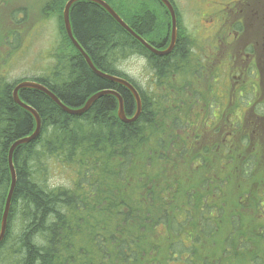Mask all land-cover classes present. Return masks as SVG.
Returning a JSON list of instances; mask_svg holds the SVG:
<instances>
[{
	"label": "trees",
	"instance_id": "1",
	"mask_svg": "<svg viewBox=\"0 0 264 264\" xmlns=\"http://www.w3.org/2000/svg\"><path fill=\"white\" fill-rule=\"evenodd\" d=\"M66 2L48 0L43 9L45 18L58 17L61 31V41L52 45L57 50V63L50 68L51 77L12 81L0 77V233L12 181L10 147L36 128L34 116L13 98L19 82H40L73 108L105 89H115L122 95L129 115L137 107L128 89L96 74L74 47L63 18ZM148 2L154 4L153 10L140 12L136 8L138 4L149 7ZM119 10L143 37L158 33L152 36V45L161 48L169 38L171 17L158 0H133L131 10L121 4ZM176 12L181 32L174 49L160 56L150 52L96 3L79 1L71 8L78 41L97 67L138 87L142 113L135 122L125 123L117 117L118 100L105 95L86 113L72 115L40 90H20V97L40 113L42 128L34 141L18 146L14 153L17 185L0 244V264H178L174 257L180 255L191 264H264V179L248 198L242 195L231 200L226 196L228 191L235 193L233 179L237 175L259 180L258 170L264 171L258 151L249 148L250 137L242 135L244 126L250 127L245 115L253 112L258 87L251 79L250 84L235 82L245 76L232 71L230 58L227 76H214L212 82L202 84L206 93L198 88L194 92L204 103L211 95L207 89L214 94L216 85L230 77L224 85L228 91L227 113L233 117L242 111L243 122L233 120L230 124L227 121L231 117L225 116V122L209 134L198 122L200 115L204 120L213 116L205 105L198 107L194 112L197 118L194 116L190 123L180 120L182 102L170 96L178 91V78L199 73L201 68L207 73L211 68L213 75L224 64L214 68L210 61L211 66L205 59L201 62L194 51L196 41L182 28ZM18 33L13 32L14 40ZM252 52L246 46L243 62ZM133 55L146 60L158 87L153 88L151 83L150 89L141 87L122 69L123 62ZM251 66L245 73L252 70ZM188 87L191 90V83ZM246 98L250 101L244 105ZM218 104L216 98L213 105ZM244 106L247 110L243 111ZM220 158L224 164L234 162L238 174L231 172L219 186L214 175L213 181L209 177L191 181L190 169L209 171ZM53 161L75 167L69 187L48 182L45 173ZM244 200L245 214L241 211ZM250 204L252 217L247 216ZM218 250L219 256L215 254ZM223 258L228 261L223 263Z\"/></svg>",
	"mask_w": 264,
	"mask_h": 264
},
{
	"label": "rangeland",
	"instance_id": "2",
	"mask_svg": "<svg viewBox=\"0 0 264 264\" xmlns=\"http://www.w3.org/2000/svg\"><path fill=\"white\" fill-rule=\"evenodd\" d=\"M105 1L109 2L117 11H120V4L125 9L131 10L133 0ZM254 1L258 3V0ZM47 2L48 0H0V77H7L10 81L18 78H34L35 76L42 75L43 72L47 73L49 68H52V66L57 63V59L54 54L55 48L52 45L55 41H61V31L57 16L49 18L44 17L43 9ZM173 2L175 3L181 17L182 28L185 29L186 32L196 41V46L194 47L195 53L200 56L202 63L205 62V59L208 66H211V63L209 62L211 60L215 62L217 67L221 64L228 65L229 58L232 57V59L237 60L238 63L249 65L248 61L243 62L242 57L245 56V53L240 55V51L242 48L246 50V46L249 44L247 41H251L253 36V28L250 26V23H252L255 18L260 21L261 29L259 30L258 35H260L261 40L254 43L255 48L253 46V49H255V52L252 53V61L254 60L256 70H253L252 68L251 71L246 73H240L238 70L236 71L238 72V75L245 76L246 83L249 84L250 79L257 82L256 87H258V91L260 92L259 94L256 93V97L253 98L257 99V108H254V112H246L247 121L250 123L249 126L254 128L256 123H260V128H258L256 132H253L250 128L246 134H248L251 138L253 143L251 146H254L258 151L260 158L263 160L261 164L264 166V136L258 137L257 134L264 131V118L259 117L262 115V106H264V104H262V101H264V10L259 11V15H255L253 11H245L236 13L232 12L230 16L227 11L228 1H226L225 5L222 6L224 9H221L217 13H214V11H197L199 9L198 6L194 11V2L192 0H173ZM136 8L139 9L140 12H145L148 7L144 6V4H138ZM205 14H208V16H204ZM221 16L229 17L233 21H242L244 23L242 24V31H239L237 35L233 36L231 34L233 29L230 26L227 30L220 29ZM209 20L211 21L208 22ZM216 24V29L211 33V27ZM206 27L209 29L206 30ZM16 31L19 33L17 34V40H14L12 34ZM157 34L158 33L155 32V35ZM248 34H250V36L246 39ZM155 35L152 36L154 37ZM206 35H208V41L204 39ZM152 36H146L148 38L146 39L150 42L152 41ZM211 36L216 38L213 39ZM9 38L13 39L11 43H7ZM260 38L258 37V39ZM218 41L220 42L218 43ZM220 43H222L221 51L216 50L219 48ZM214 44H216V46ZM253 54L256 56L254 57ZM216 57L220 59L218 60ZM246 58H248V55H246ZM122 69L128 71L129 73L127 74L131 78L138 81L141 87H147L150 89L151 87L148 85L149 83L152 84L153 88L159 86L153 81V79H151L147 62L144 58H140L137 55L130 56L123 62ZM200 74L201 78L194 80H196V88L204 91L205 87L202 84L212 82L211 68L208 69V73L204 70V68H201ZM212 74H215L216 76H223V65L218 67ZM187 76L188 74L180 76L178 78L179 82L181 84L188 82ZM228 78L230 77L222 79L219 84L216 85L214 93L216 94V98L219 99V104L217 107L211 104L210 113L213 116L207 120H204L202 115L199 116V124H201L203 130L209 134H213L215 128L225 122V116L231 117L229 113H227V106L229 102L226 98L228 97V91L224 86ZM204 93L206 92L204 91ZM207 93L213 94L210 89H207ZM170 96L175 101L182 102L181 109L178 112V117L180 120L188 121L189 123L191 119L196 116L197 113L194 114V112L198 110V107L200 105H204V103L199 100L200 97L198 95H192L190 91L175 92L171 93ZM210 97L211 95L206 97L207 102L210 101ZM211 100L213 101V95ZM248 101H250V99L246 98L244 105H246ZM229 106L233 111L234 105L231 104ZM244 109L247 110V106H244L242 110L244 111ZM237 112L238 113L231 117V121H227L228 123L231 124L233 120L237 122L241 119V117H243L244 113L242 111ZM239 113H241L242 116H240ZM241 122H243V118L241 119ZM244 127L246 130L248 129L247 126ZM223 128L228 129L229 127L227 125H223ZM256 161H258V159H256ZM227 162H229V160ZM73 168L75 167L67 164L63 165L58 161H53L46 171L45 176L50 184L61 186L66 185L69 187L70 182H72V179L69 177L72 176ZM236 170L234 162L224 164L222 158H220L216 162L215 168L210 166L209 171L206 170V172L200 170L199 168L192 171L190 169V176L191 181L196 182L195 179L214 175L216 176L215 183L219 186L223 178L230 175L231 172H233L234 175L238 174ZM258 178L259 180L254 178L251 181L244 175H237L234 179L232 178L235 186V193L232 194L228 191L226 196H230L231 200L234 199L235 196L241 197L242 195L243 197L247 196L248 198V193L255 192L262 183V180L264 179L263 170H258ZM244 190L246 191L244 192ZM131 192L133 193V191ZM134 194L135 193H133L132 197H135ZM251 197L252 195L250 198ZM250 198L248 199L249 201ZM243 204L244 205L241 211L245 214L247 200H244ZM247 207V216L251 214L250 217H252L253 211L251 204ZM261 221L264 223V217ZM156 238L157 236H154V239ZM221 238L222 237L218 239ZM161 243L162 245H165L164 237L161 238ZM220 251L221 250H218L215 254L218 256L221 255ZM163 254L164 253H160L159 256L161 257ZM180 257L181 260H178ZM175 258L177 259L178 264H191L190 262H186L185 256L183 255L175 256L174 259ZM227 261V258L222 259L223 263H226ZM238 263L239 262L237 261V264Z\"/></svg>",
	"mask_w": 264,
	"mask_h": 264
},
{
	"label": "water",
	"instance_id": "3",
	"mask_svg": "<svg viewBox=\"0 0 264 264\" xmlns=\"http://www.w3.org/2000/svg\"><path fill=\"white\" fill-rule=\"evenodd\" d=\"M77 1H90V2H94V3L101 5L103 8H105L110 13V15L117 21L119 25H121L130 35H132L136 40H138L143 46H145L152 53L158 54L160 56H165V55H168V53H170L176 45L177 35H178V17H177L176 10L173 4L170 2V0H161L167 7V10L170 13L171 19H172L171 20V26H172L171 44L165 50L157 49L152 44H150L144 37H142L139 33H137L128 23H126V21L120 16V14H118L105 0H69L66 3L64 11H63V18H64L66 32L71 42L79 50V52L83 55V57L86 59L90 68L96 74H98L99 76L103 78L110 80L113 83H117L132 92L136 100V103H137V110L133 117L127 116L125 112L124 101H123L122 96L117 91L111 90V89H105V90L99 91L95 93L94 95H92L87 100V102L84 103V105H82L81 107L73 108V107L66 105L54 92H52L47 86H45L44 84L40 82L31 81V80H24V81L19 82L13 90V98L17 104H19L21 107L29 111L34 116L35 121H36V129L30 135L22 137L14 141V143L10 147L9 165H10V170H11L12 181H11V187H10V190L7 196L2 224H1L0 242L3 240L5 233H6V229L8 225V217L10 214L11 204H12L14 192H15L16 185H17V172H16V168L13 162V156H14L15 150L17 149L18 146L22 144H26V143H30L34 141L39 136L41 132V128H42V120H41L40 113L34 107L22 101V98L20 97V94H19L20 90L27 89V88L40 90L46 93L55 103H57V105H59L63 110H65L67 113H70V114L80 115V114L85 113L86 111H88V109H90L93 106V104L100 97L105 96V95H111V96L117 97L119 101L118 117L120 120H122L125 123L135 122L142 113V99H141L140 94L134 87V85L131 82H129L127 79H124V78H121L115 75H110V74L104 73L101 70H99L93 64V61L90 55L85 51L81 43L75 37L73 33V24L71 20V7Z\"/></svg>",
	"mask_w": 264,
	"mask_h": 264
},
{
	"label": "flooded vegetation",
	"instance_id": "4",
	"mask_svg": "<svg viewBox=\"0 0 264 264\" xmlns=\"http://www.w3.org/2000/svg\"><path fill=\"white\" fill-rule=\"evenodd\" d=\"M152 1H154V0H152ZM160 3H162L160 0H158ZM193 2H194V11L196 10L195 8L198 6V10L197 11H214V13H217L218 11H220L221 9H224L222 6L223 5H225V2L226 1H228V3H227V11L229 12V15L231 16V13L232 12H245V11H253L254 13H255V15H259L258 13H259V11H262V10H264V0H258V3H256L254 0H192ZM170 2L174 5V7L176 6L175 5V3L173 2V0H170ZM149 3V7H148V9L147 10H153L154 9V4L153 3H151V2H148ZM162 5L163 6H165V4L164 3H162ZM155 6H156V2H155ZM165 8H166V10H167V7L165 6ZM168 11V10H167ZM168 14H169V12H168ZM204 16H208V14H205ZM224 16V15H223ZM223 16H221V26H220V29H222V30H227V29H229V26L233 29V31H232V35L233 36H235V35H237L238 34V32L239 31H242V24H244L242 21H240V20H237V21H233L231 18H229V17H223ZM171 17V16H170ZM206 20V19H205ZM211 20H209L208 22H210ZM236 25H238V26H236ZM254 25H255V27H254ZM216 26H217V24L216 25H214V26H212L211 27V33H212V31L213 30H215L216 29ZM250 26L253 28V31H252V34H253V36H252V38H251V41H247L249 44H254V43H256L257 41H259V40H261V38H260V35H258V33H259V30L261 29V23H260V21L257 19V18H255V20L252 22V23H250ZM209 28H207L206 27V30H208ZM261 32V31H260ZM251 34V33H250ZM250 34H248L247 35V37H246V39L248 38V36H250ZM67 36H68V34H67ZM142 36V35H141ZM145 37V36H144ZM213 39H215L216 37H214V36H211ZM258 37L260 38V39H258ZM68 38H69V36H68ZM70 39V38H69ZM204 39H206L207 41H208V35H206L205 37H204ZM71 41V40H70ZM169 41H170V36H169V38H167L165 41H164V43H162V44H164L163 46H161V48L162 47H164V46H166L168 43H169ZM243 41V40H242ZM74 45V44H73ZM82 45V44H81ZM253 46H254V48H255V44L254 45H252V49H253ZM75 47V46H74ZM195 47V46H194ZM84 48V47H83ZM77 49V48H76ZM79 51V50H78ZM86 51V50H85ZM255 52V49H253V52L252 53H254ZM81 54V53H80ZM82 55V54H81ZM254 55V54H253ZM83 56V55H82ZM256 55H254V57H255ZM52 72H53V70L51 69L50 70V68H49V70H48V72L47 73H42V75H40V76H47V77H51V75H52ZM223 76H227L228 75V73H229V70H228V66H227V64H224L223 65ZM214 76H216V75H211V80L213 79V77ZM201 78V74L200 73H196V75H195V79L196 80H198V79H200ZM195 80V81H196ZM235 82H237L238 84H240V85H244L245 84V82H246V80L243 78V76H239V77H237V80H235ZM255 83V86H256V84H257V82H254ZM250 84V83H249ZM237 87H239V86H237ZM14 90V89H13ZM256 93H260L259 91H257ZM255 93V94H256ZM191 94L192 95H194V96H196V94H194L193 92H191ZM94 95V94H93ZM212 95H213V101L215 102V100H216V94L214 93V94H211V97H210V101H208V102H213L211 99H212ZM91 97V96H90ZM89 97V98H90ZM255 97H256V95H255ZM88 98V99H89ZM87 99V100H88ZM87 100H86V102H87ZM85 102V103H86ZM207 101H205L204 102V105H206L207 103H208ZM256 103H257V99H256ZM256 103L252 106V108H251V111H253L254 110V108H255V105H256ZM84 105V104H83ZM254 112V111H253ZM84 114V113H83ZM246 116V115H245ZM259 117H262V118H264V116L263 115H260ZM120 120V119H119ZM122 121V120H121ZM249 123V122H248ZM249 125H250V123H249ZM252 129V131L253 132H256L257 131V129L258 128H260V123H256V126L254 127V128H252V127H249V129ZM249 129H247V130H243V132L244 133H242L243 135L244 134H246L247 133V131L249 130ZM264 134V131H261L260 133H258V136L259 137H261L262 135ZM213 176H210V179H211V181L213 180Z\"/></svg>",
	"mask_w": 264,
	"mask_h": 264
},
{
	"label": "bare ground",
	"instance_id": "5",
	"mask_svg": "<svg viewBox=\"0 0 264 264\" xmlns=\"http://www.w3.org/2000/svg\"><path fill=\"white\" fill-rule=\"evenodd\" d=\"M69 0H67V2H68ZM161 1V0H160ZM66 2V3H67ZM77 2H79V1H77ZM77 2H75V3H77ZM162 2V1H161ZM74 3V4H75ZM117 13H118V11L109 3V2H107ZM163 3V2H162ZM74 4L72 5V7L71 8H73V6H74ZM97 4V3H96ZM97 5H99V4H97ZM99 6H101V5H99ZM102 7V6H101ZM103 8V7H102ZM104 10H106L105 8H103ZM107 11V10H106ZM108 12V11H107ZM109 13V12H108ZM110 14V13H109ZM119 14V13H118ZM66 29V28H65ZM179 32H181V30L180 29H178V35H177V40H178V36H179ZM73 33H74V35H75V32H74V29H73ZM75 37H76V35H75ZM171 39H172V36L170 35V41H169V43L166 45V46H164V47H162V48H158L157 46H155V45H153L154 47H156L157 49H160V50H165V49H167L169 46H170V44H171ZM176 43H177V41H176ZM56 53H57V50L56 51H54V54H55V58H56ZM63 53V52H62ZM155 54V53H154ZM169 54V53H168ZM156 55H158V54H156ZM54 57V56H53ZM57 59V58H56ZM85 59V58H84ZM92 59V58H91ZM85 61H86V59H85ZM93 61V60H92ZM86 63H87V61H86ZM88 64V63H87ZM93 64L95 65V63L93 62ZM89 66V65H88ZM96 66V65H95ZM90 67V66H89ZM97 67V66H96ZM99 70H101L102 72H104V73H107V74H110V75H114V74H112V73H108V72H106V71H104V70H102V69H100L99 67H97ZM91 69V68H90ZM200 73V72H199ZM195 75H196V73H191L188 77H187V81L188 82H185V83H183V84H181L180 82H178V91L177 92H182V91H188V84H190L191 83V90H189L190 92H193L194 94H195V92H194V89L196 88V82H195ZM116 76V75H115ZM106 79V78H105ZM108 80V79H107ZM110 81V80H109ZM139 85V84H138ZM139 86H141V85H139ZM134 87L136 88V90L138 91V93L140 94V96H141V93H140V91H139V89H138V87L137 86H135L134 85ZM156 87V86H155ZM188 87V88H187ZM51 90V89H50ZM52 91V90H51ZM188 91V92H189ZM42 92V91H41ZM53 92V91H52ZM131 92V91H130ZM44 93V92H43ZM132 93V92H131ZM46 94V93H45ZM47 95V94H46ZM133 95V94H132ZM198 95V94H197ZM196 95V96H197ZM133 97H134V95H133ZM123 98V97H122ZM22 101H24L23 99H22ZM123 101H124V98H123ZM25 103H27L26 101H24ZM125 103V102H124ZM28 105H30V106H32L31 104H29V103H27ZM211 104L213 105L214 104V101L213 102H208L205 106H207V107H210L211 106ZM19 105V104H18ZM20 106V105H19ZM21 107V106H20ZM33 107V106H32ZM21 108H23V107H21ZM24 109V108H23ZM26 110V109H25ZM37 110V109H36ZM90 109H88V111H89ZM27 111V110H26ZM38 111V110H37ZM29 112V111H28ZM87 112V111H86ZM85 112V113H86ZM30 113V112H29ZM128 114V113H127ZM72 115H76V114H72ZM129 115V114H128ZM9 152H10V150H9ZM13 162H14V156H13ZM209 180L211 181V179H210V177H209ZM214 180V179H213ZM212 180V181H213ZM11 187V186H10ZM10 190V189H9ZM2 242V241H1ZM1 242H0V244H1Z\"/></svg>",
	"mask_w": 264,
	"mask_h": 264
}]
</instances>
